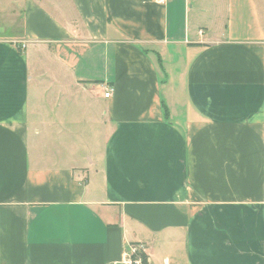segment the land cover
I'll list each match as a JSON object with an SVG mask.
<instances>
[{
    "label": "crops",
    "instance_id": "0c3cea01",
    "mask_svg": "<svg viewBox=\"0 0 264 264\" xmlns=\"http://www.w3.org/2000/svg\"><path fill=\"white\" fill-rule=\"evenodd\" d=\"M133 243L264 264V0H0V264Z\"/></svg>",
    "mask_w": 264,
    "mask_h": 264
},
{
    "label": "built area",
    "instance_id": "2783aa9c",
    "mask_svg": "<svg viewBox=\"0 0 264 264\" xmlns=\"http://www.w3.org/2000/svg\"><path fill=\"white\" fill-rule=\"evenodd\" d=\"M109 95L110 89L106 88L103 93V96L108 97ZM145 251L146 246L143 243L130 244L128 249L124 251L118 262L121 264H143V257L145 258Z\"/></svg>",
    "mask_w": 264,
    "mask_h": 264
},
{
    "label": "rangeland",
    "instance_id": "374dc122",
    "mask_svg": "<svg viewBox=\"0 0 264 264\" xmlns=\"http://www.w3.org/2000/svg\"><path fill=\"white\" fill-rule=\"evenodd\" d=\"M258 4H259V0H258ZM106 88L110 89V92H111V88H110V87H105V89H106Z\"/></svg>",
    "mask_w": 264,
    "mask_h": 264
},
{
    "label": "trees",
    "instance_id": "16d2710c",
    "mask_svg": "<svg viewBox=\"0 0 264 264\" xmlns=\"http://www.w3.org/2000/svg\"><path fill=\"white\" fill-rule=\"evenodd\" d=\"M145 258L143 257V262H144Z\"/></svg>",
    "mask_w": 264,
    "mask_h": 264
}]
</instances>
